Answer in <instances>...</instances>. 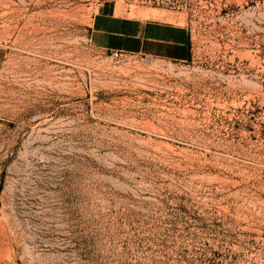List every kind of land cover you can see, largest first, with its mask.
<instances>
[{"label": "rangeland", "instance_id": "1", "mask_svg": "<svg viewBox=\"0 0 264 264\" xmlns=\"http://www.w3.org/2000/svg\"><path fill=\"white\" fill-rule=\"evenodd\" d=\"M0 264H264V0H0Z\"/></svg>", "mask_w": 264, "mask_h": 264}, {"label": "crops", "instance_id": "2", "mask_svg": "<svg viewBox=\"0 0 264 264\" xmlns=\"http://www.w3.org/2000/svg\"><path fill=\"white\" fill-rule=\"evenodd\" d=\"M123 24L132 25L133 29H125ZM96 30L109 35L115 51L178 59L188 50L187 32L174 26L157 23L142 26L137 21L118 22L111 20L110 15H103L97 18Z\"/></svg>", "mask_w": 264, "mask_h": 264}, {"label": "built area", "instance_id": "3", "mask_svg": "<svg viewBox=\"0 0 264 264\" xmlns=\"http://www.w3.org/2000/svg\"><path fill=\"white\" fill-rule=\"evenodd\" d=\"M121 55H122V53L119 52V51H116V52L113 53V56L116 57V58L120 57Z\"/></svg>", "mask_w": 264, "mask_h": 264}]
</instances>
